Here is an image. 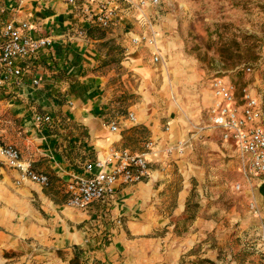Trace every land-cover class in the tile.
Here are the masks:
<instances>
[{"label": "crops", "instance_id": "obj_1", "mask_svg": "<svg viewBox=\"0 0 264 264\" xmlns=\"http://www.w3.org/2000/svg\"><path fill=\"white\" fill-rule=\"evenodd\" d=\"M145 1L142 10L146 17L141 11L131 8L123 1L115 0L118 23L108 28V37L98 39L92 32L87 36L86 30L94 24L83 10L87 6L93 10L95 7L86 0H76V4L62 0H23L21 4L19 0H0V36L3 25L13 20L17 23H28L27 34L30 38H49L51 41L47 48L21 62L24 67L23 77L9 85L0 93V97L10 98L6 106L14 117L13 123H18L24 134L27 133L23 138L17 139L21 146L20 152L26 151L29 158H33L35 162L40 161L41 164L36 165L39 172H46L44 170L48 169V173L58 179L56 185L51 186L52 189L46 190L45 187L28 180L19 183L18 172L11 169L10 175L14 184L11 183V190L6 187L5 198L0 197V264H31L19 262L20 260L12 256H3L4 251H13L15 243L18 245V242L25 240L34 241L36 245L52 251L80 247L87 256H91V260L97 258L102 261H110L107 257L114 253L120 254L118 251L123 253L126 246L133 247L132 257L126 264H195L190 262L193 255L187 256L193 248L199 249L194 254L198 261L205 260L209 264H236L234 259L218 258V254L226 250L225 246L229 244L224 237L217 243V193L224 189H229L233 202L228 219L229 215L235 217V225L239 224V227L243 228L240 232L241 240L246 241L251 236L258 237L264 230V187L258 176H252L250 179L244 177L234 140L223 139L221 131L211 127L212 129L200 133L203 136L200 141L209 151V157L201 163L194 159L188 146L182 156L168 154L170 149L167 148L170 145H175L176 148L178 141L190 138V121L199 124L206 121L213 97L210 84L205 85L200 70L195 66L171 65L172 75L168 77L162 67L152 64V58L157 53L167 60L180 58L182 51L176 47L175 36L170 37L168 32H165L158 38L156 45L132 44L133 38L142 33H149L148 24L138 22L140 19L151 22L154 16L152 12L157 7L151 0ZM153 28L159 29L156 23ZM79 30L84 32L83 36L78 35ZM110 39H114L124 49L122 71L136 81L131 84L132 89L143 93V97L132 108L134 120H130L128 127L143 124L150 129L149 139L153 145L146 155L150 172L145 181L135 185L117 186L113 197L95 201L88 207L79 209L66 202L65 186L72 177L83 175L85 172L83 170V174H80L79 169L73 165L76 160L69 159V149H64V146L56 147L55 143L59 138H53L54 136L35 122L36 115L32 114L30 104L42 105L45 95L36 91L32 81L36 79L40 85L41 81L52 79V72L43 64L46 60L59 63L60 68L69 77V80L57 81V85H61L66 91L71 103L64 111L72 121L84 126L89 135L80 152H92L96 159L106 158L111 149L123 146L121 128L111 131L109 126L103 123L101 116L106 100V85H111L107 83L115 75V71L107 69L105 74L93 72L100 59L95 44ZM244 88H249L255 93L251 85H245L242 89ZM242 89L239 92L235 90L234 93L238 106L242 105ZM2 103L3 100H0V104ZM162 116L169 128L167 132L161 125ZM11 128L8 130L15 131L14 126ZM5 132L4 130V134ZM3 141L6 143L4 136ZM222 155L232 158L226 164V174L232 176L229 182L224 181L220 175L217 176V156ZM171 162L175 163L181 174L198 173L200 195L193 202H197L199 207L197 217L192 223H185L184 213L187 201L191 198L190 189L185 184V188L177 195L176 207L171 217L164 216L161 211L171 197L159 193L163 186L173 180H167L163 172L164 168L166 172L170 169ZM208 168L209 173H206ZM244 201L246 202L242 203ZM252 202L256 203L261 215L260 221L255 217L258 215H254L251 210L245 211V204ZM89 211L110 212L112 217H123V229L108 224L107 239L101 237L99 224L90 220V215L86 214ZM148 219L153 223H147ZM160 224L165 227V239L147 238L146 235L157 229ZM127 233L133 237L139 235L135 243L128 242L134 238L126 237ZM236 250L231 247L229 255ZM254 252L258 257L257 261L263 264L258 246L254 245ZM129 253L130 251L128 255ZM183 258L184 262L181 263ZM117 264H121L120 261Z\"/></svg>", "mask_w": 264, "mask_h": 264}, {"label": "rangeland", "instance_id": "obj_2", "mask_svg": "<svg viewBox=\"0 0 264 264\" xmlns=\"http://www.w3.org/2000/svg\"><path fill=\"white\" fill-rule=\"evenodd\" d=\"M154 10L155 11L152 12L154 16H152L151 22L145 19L139 20L140 22L138 23L140 24H144L145 22L148 24L149 33H142L138 37L148 36L151 32H155L158 42V38L165 34V32H168V36H175V40H177L176 47L182 52L179 54L180 58H171L168 60L165 59L163 55L161 56L157 53L155 55H158L159 59L155 61L154 55L152 58L153 65L162 67L168 77L172 75L170 71L171 65H193L200 70V75L203 77L205 85H209L214 76H219L232 83L237 92L245 85H251L254 88L256 98L261 103L264 114V0H158L157 7ZM142 14L146 17L144 12H142ZM154 23L158 25L159 29L155 30L153 28ZM107 30L108 29L96 31L95 37H101L102 34L103 38L108 37L109 33H107ZM140 45L145 46L148 44ZM95 47L100 54V59L93 68V72L105 74L107 69H114L115 71V75L107 83L111 85H106V100L103 104L104 107L101 115L103 117V123L109 126L111 124L110 122H114L117 125V129L121 128L122 148L132 153H147L148 149L146 148V144L151 142L149 139L151 134L150 129L143 124H135L132 127H128L131 120L130 115H132V108L140 101L141 97H143V93H139L132 89L131 84L136 83V81H134L131 75L122 71L121 63L125 58L124 49L117 44L114 39L96 43ZM58 83L59 82L55 81L52 76V79L49 81L43 80L40 85L35 86L36 91H39L43 96L45 95L44 97L42 96L45 101L42 105L31 103L30 110L32 114L36 116L39 114L49 115L52 121L54 117L59 118V114H62L71 120L69 114L64 111V108L66 106H71V103L68 101L66 91L63 90L61 85H57ZM0 100L4 102L0 104V125L6 131L4 134L5 142L13 144V146L20 151L21 146L17 139L23 138L27 133L24 134L23 129L20 128L18 123H13L14 117L9 112V107L6 106L10 98L0 97ZM205 120L206 121L200 124L190 121V138L184 139V141H178L176 143V145H178L176 148L174 147L175 145H170L167 148L170 149L168 154H181L179 156H182L185 148L188 146L187 148H190L191 155L194 156V159H196L198 163H201L203 159L209 157V151H207L205 144L200 141L203 138L200 133L211 128L209 115H207ZM165 122V118L162 116L161 125L163 126V130L167 132L169 128L165 125ZM12 126H14L15 131L8 130ZM39 127L45 128V126L40 123ZM57 129L62 128L58 126ZM57 129L55 135L58 136L53 137L55 139L59 138L56 142L58 144L57 148L64 146V149H69L68 147H74V138L70 139L67 136L68 132L65 134V132L57 131ZM49 134L51 135V133ZM192 146L193 149L191 150ZM25 152H21L22 157L27 161H31L33 167L37 170L36 165H40V161L35 162L33 158H29ZM68 156H70V151L68 152ZM217 160H219V164H217V176L220 175L224 181L229 182L232 180V176L226 174V164L229 160L231 161L232 158H225L222 155L220 157L217 156ZM169 166L170 169L166 172V168H164L163 172L167 180L170 178H173V180L168 185L163 186L159 193L162 195L168 194L171 197L165 202V207L161 211L164 213V216L171 217L176 207L177 195L185 188V184L186 187L190 189L191 195V198L187 201V207L184 213L185 223H192L197 217L196 212H198L199 207L197 202H193L194 199L196 201L200 195L198 191V173L193 174L188 172L181 174L174 162H171ZM76 168L82 173V165ZM37 171L39 172V170ZM44 171L46 172L43 173L51 175L48 173V169ZM10 173L11 169L0 166V185H3L0 186L1 198H5L7 193L6 187L10 190L12 188L11 183H13L14 180ZM206 173H209V168L206 170ZM236 180H238V178ZM15 187L14 185V190L16 191ZM236 189H238V186ZM245 202L246 201L242 203ZM249 204H245V211L250 212ZM232 206L233 202L231 201L229 189H224L217 193V243L221 237H224L227 239L226 242H229V244L225 246L226 250H222V252L218 254V258L223 260L231 258L235 260L236 264H261L257 261L258 257L254 252V245L257 247L259 236H251L246 241L241 240L240 232L243 228L239 227V224L235 225L233 220L235 217L229 215L228 219V213ZM86 214L90 215V220H95V223L99 224L102 231L101 237L105 239H107L109 235V226L106 225L113 224V227L116 226L118 229H123V217L115 218L112 217L110 212L104 211L102 213H91V211H89ZM94 214H96V217L92 216ZM255 217L258 221L261 220L260 214ZM147 223L152 224L153 221L148 219ZM157 227V229H153L148 233L146 237L164 240L166 232L165 227L161 224ZM127 236L134 238L128 241L129 243H135L139 235L133 237V235L127 233L126 237ZM231 247H235L237 250L229 255V249ZM131 248L133 249V247L126 246L123 253L118 251L120 254L114 253L111 257H107L110 261H102V259L97 258L91 260V256L85 255L91 261L99 260L103 264L108 262V264H117L118 261H120L121 264H126L125 262L127 260L129 261L133 254ZM71 249L72 247H69V249H59L63 251L62 254H59L57 252L58 250L52 251L38 244L36 245L34 241L25 240L18 242V245L15 243V249L9 252L4 251L3 256L5 258L12 256L22 263L68 264V260L71 257ZM194 249L195 248L187 255H193V258H190V262L195 264L207 262L205 260L198 261L197 257H194V254H196L199 249ZM127 250L130 251L129 255ZM182 262H184V258L181 263ZM207 264L209 263L207 262Z\"/></svg>", "mask_w": 264, "mask_h": 264}, {"label": "built area", "instance_id": "obj_3", "mask_svg": "<svg viewBox=\"0 0 264 264\" xmlns=\"http://www.w3.org/2000/svg\"><path fill=\"white\" fill-rule=\"evenodd\" d=\"M62 1L76 4V0ZM86 1L95 7L93 10L87 6L83 10L94 25L108 29L118 23L115 0ZM121 1L141 12L146 4L145 0ZM22 2L23 0H19V4ZM151 3L156 5L158 0H151ZM28 30L27 22L17 23L10 20L3 25L0 40V93L23 77L24 67L21 62L35 56L51 44L49 38H30ZM78 35L83 36L84 32L79 30ZM132 43L156 45L157 35L151 32L148 36L133 38ZM158 59L159 56L155 55L154 60ZM32 84L36 86L39 81L34 79ZM210 86L213 97V103L208 111L210 127L220 130L223 139L235 141L244 177L250 179L252 176H258L264 187V114L258 99L249 88H244L241 91L242 105H236L234 85L219 76L212 78ZM130 119L134 120L133 115H130ZM49 121V116L35 117L38 124ZM109 128L116 131L117 125L111 123ZM3 136L4 130L0 125V166L17 171L19 183L28 180L43 188L47 187L48 177L37 172L32 162L25 160L15 146L4 143ZM152 145V142H148L146 148L149 150ZM146 155L147 153L137 154L127 149L113 148L106 158L88 163L84 169L85 174L72 177L65 186L69 195L68 204L84 209L95 201L113 197L117 186L135 185L145 181L150 172ZM94 169L98 171L95 172ZM249 209L254 215L259 214L255 203H250ZM258 240L257 246L264 264V230Z\"/></svg>", "mask_w": 264, "mask_h": 264}, {"label": "trees", "instance_id": "obj_4", "mask_svg": "<svg viewBox=\"0 0 264 264\" xmlns=\"http://www.w3.org/2000/svg\"><path fill=\"white\" fill-rule=\"evenodd\" d=\"M100 30H105L103 28H101L98 25H92L89 29L86 30L87 32V36H90L91 32L95 34L96 36V31H100ZM94 36V35H93ZM103 34L101 35V37H97L98 39H102ZM0 40H1V36H0ZM44 66L50 70L52 73L53 78L55 79V81H64L67 80L69 77L67 75V73L60 68L59 63L58 62H50V61H46L45 63H43ZM37 116H49V115H37ZM50 117V116H49ZM110 123H114V122H110ZM109 123V124H110ZM41 125L45 126L46 130L51 133L52 136L57 137L58 135H55L56 129L58 126H61L62 129H57V131H62V132H68L67 136L71 139L74 138L73 142H75V146L74 147H68L69 151H70V157L69 159H72L73 161H75V163H73V165L75 167H78L80 165H82V171L85 169V166L88 163H92L96 161V157L94 156V154L92 152H88L86 154H82L80 152V150L83 148L85 140H87L89 138L87 129L74 122L71 121L67 116L59 114V118L58 117H54L53 121L51 120L50 117V121L49 122H41ZM56 147L58 146L57 143H55ZM119 149H125V148H119ZM37 171V170H36ZM38 172V171H37ZM39 173H43V172H39ZM45 174V173H43ZM82 174V173H80ZM48 177V185L47 187H45L46 190H50L52 189V187H54L56 185V182L58 181V179L53 176V175H47ZM264 191V188L262 189ZM65 200L66 202H68V194H65ZM59 254H62L63 251L62 250H58L57 251ZM71 257L68 260V264H103L101 261L99 260H94L91 261L85 254L84 250L81 249L80 247H72L71 249ZM90 260V261H89Z\"/></svg>", "mask_w": 264, "mask_h": 264}]
</instances>
